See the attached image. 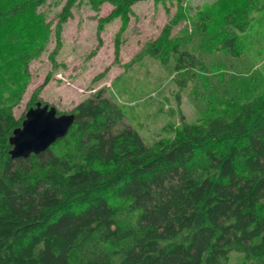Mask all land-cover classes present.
I'll use <instances>...</instances> for the list:
<instances>
[{"label": "trees", "instance_id": "1", "mask_svg": "<svg viewBox=\"0 0 264 264\" xmlns=\"http://www.w3.org/2000/svg\"><path fill=\"white\" fill-rule=\"evenodd\" d=\"M45 1L0 0V37L10 46L0 55V264H228L232 255L240 264H264V91L239 89L253 85L251 73L208 66L204 54L237 57L247 11L216 15L212 5L192 18L191 33H212L205 44L189 45L186 29L170 36L172 17L144 45L186 91L198 122H182L170 138L146 146L100 87L68 112L73 122L62 138L10 159L8 138L23 118L12 108L26 64L48 35L35 14ZM75 1L65 0L57 14V33ZM83 1L94 12L108 5L103 22L119 20L123 29L131 7L147 0ZM21 24L28 46L15 31ZM57 49L56 38L52 54ZM46 80L29 107L40 102L36 92Z\"/></svg>", "mask_w": 264, "mask_h": 264}, {"label": "rangeland", "instance_id": "2", "mask_svg": "<svg viewBox=\"0 0 264 264\" xmlns=\"http://www.w3.org/2000/svg\"><path fill=\"white\" fill-rule=\"evenodd\" d=\"M64 2L46 0L35 8V14L48 27V35L41 52L26 64V83L12 108L15 119L23 117L32 92L47 77L46 83L36 92L38 101L53 106L59 114L68 113L93 91L104 87L120 107L123 122L138 133L146 146L170 138L173 128L182 122H198L201 114L188 101L186 91H179L167 74L168 69L144 53V45L154 40L172 17L178 20L171 27L170 36H179L186 29L191 36L189 45L213 40L210 30L203 37L191 33L189 23L212 5L216 7L212 8L216 15L242 7L250 21L238 37L237 57L209 50L204 52L206 65L220 63L222 67L228 66L229 73H251L253 85L247 86L246 81L239 89L247 90L246 93L256 90L255 95L264 91V0L141 1L131 7L123 29H120L119 20L103 22L110 11L108 5L103 4L94 12L83 0H76L70 17L57 33L56 16ZM180 13L183 17L178 15ZM15 31L25 33L24 46H28L30 40L22 24ZM56 38L58 49L52 54ZM9 48L6 37H0V55ZM10 67L6 62L4 68L10 70ZM240 263L239 255H232L228 261V264Z\"/></svg>", "mask_w": 264, "mask_h": 264}, {"label": "water", "instance_id": "3", "mask_svg": "<svg viewBox=\"0 0 264 264\" xmlns=\"http://www.w3.org/2000/svg\"><path fill=\"white\" fill-rule=\"evenodd\" d=\"M72 122V114H57L53 106L35 102L26 109L19 127L8 138L9 158L24 159L44 152L67 133Z\"/></svg>", "mask_w": 264, "mask_h": 264}]
</instances>
